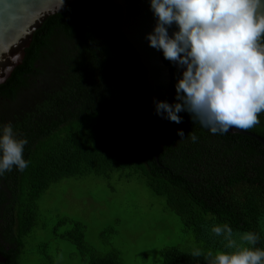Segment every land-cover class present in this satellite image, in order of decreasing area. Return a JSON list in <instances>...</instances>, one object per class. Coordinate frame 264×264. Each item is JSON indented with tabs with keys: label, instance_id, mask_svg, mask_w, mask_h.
<instances>
[{
	"label": "trees",
	"instance_id": "16d2710c",
	"mask_svg": "<svg viewBox=\"0 0 264 264\" xmlns=\"http://www.w3.org/2000/svg\"><path fill=\"white\" fill-rule=\"evenodd\" d=\"M121 15L120 6L105 0H75L34 31L21 64L0 84V125L11 122L28 140L24 158L30 161L23 172L14 167L0 176V253L6 260L0 264H52L50 255L32 263L22 258L39 226V199L65 178L115 172L141 178L205 252L221 247L210 234L214 223L255 231L257 246L264 247V146L241 133L213 134L181 112L182 123L172 122V135L155 157L160 134L146 69L121 33ZM161 57L170 65L162 51ZM169 71L174 102L180 73L172 66ZM247 131L264 138V113ZM54 235L89 264H121L115 251L94 254L73 217L58 216ZM190 252L163 247L161 263L205 264Z\"/></svg>",
	"mask_w": 264,
	"mask_h": 264
},
{
	"label": "clouds",
	"instance_id": "9594fccd",
	"mask_svg": "<svg viewBox=\"0 0 264 264\" xmlns=\"http://www.w3.org/2000/svg\"><path fill=\"white\" fill-rule=\"evenodd\" d=\"M156 18L146 35L150 47L162 50L180 68L175 101L154 100L156 114L176 124L181 112L213 134L230 128L249 130L264 113V0H149ZM176 25L169 34L168 29ZM177 134L185 137L182 129ZM195 142L198 137L188 133ZM28 143L11 122L0 125V176L15 167L23 172ZM207 228V226H205ZM210 234L221 247L193 248L205 264H264V247L255 231H234L214 223Z\"/></svg>",
	"mask_w": 264,
	"mask_h": 264
},
{
	"label": "rangeland",
	"instance_id": "374dc122",
	"mask_svg": "<svg viewBox=\"0 0 264 264\" xmlns=\"http://www.w3.org/2000/svg\"><path fill=\"white\" fill-rule=\"evenodd\" d=\"M62 215L83 224L84 242L94 254L115 251L121 264H162L163 247L191 251L200 245L141 178L115 172L110 178L89 175L52 184L38 201L39 226L26 240L24 262L50 255L52 264H89L74 245L55 237L56 220ZM39 248L43 251L37 252ZM85 256L89 258V252Z\"/></svg>",
	"mask_w": 264,
	"mask_h": 264
},
{
	"label": "water",
	"instance_id": "95a60500",
	"mask_svg": "<svg viewBox=\"0 0 264 264\" xmlns=\"http://www.w3.org/2000/svg\"><path fill=\"white\" fill-rule=\"evenodd\" d=\"M75 0H0V84L21 64L25 49L29 46L34 31L51 15L63 12ZM109 7H121V33L138 53L146 69L148 103L160 137L154 147L157 157L161 147L172 135V121L156 114L154 100L173 103L170 88L169 66L180 74L181 69L170 62L165 64L161 51L150 47L146 35L153 31L156 18L150 9L149 0H105ZM176 25L168 29L171 35ZM227 132L254 137L264 146V138L247 130L230 128ZM0 253V263L5 262Z\"/></svg>",
	"mask_w": 264,
	"mask_h": 264
}]
</instances>
